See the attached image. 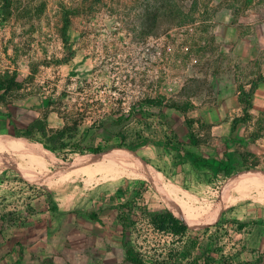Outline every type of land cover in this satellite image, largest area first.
<instances>
[{"label":"rangeland","instance_id":"rangeland-1","mask_svg":"<svg viewBox=\"0 0 264 264\" xmlns=\"http://www.w3.org/2000/svg\"><path fill=\"white\" fill-rule=\"evenodd\" d=\"M167 1L171 8L164 0H13L9 10L0 0V77L16 72L21 82L0 100V113L16 119L17 107H29L33 96L44 102L42 115L54 110L64 119V141L83 150L52 151L42 142H54L40 133L25 135L28 124L0 128V137L24 138L36 148L1 149L0 180L17 182L14 192L31 189L32 215L45 201L59 207L79 201L78 215L85 219L98 211L101 199L137 197L126 241L149 264H161L179 250L175 236L156 237L147 226V213L167 207L188 223L189 235L198 236L199 249L208 244L214 264H231L237 240H247L254 226L264 227V110L231 131L225 121L238 111L216 106L226 90L215 87L225 79L239 88L262 74L264 0ZM229 9L239 36L255 34L263 44L250 65L233 61L236 43L224 44L228 32L221 34V25ZM255 20L263 21L256 30L242 24ZM187 119L193 120L191 128ZM190 129L201 137L195 148L187 144ZM89 145H121L126 149L116 151L136 161L99 165L92 155L81 164L80 155L98 154ZM185 152L214 165L196 167ZM221 163L224 171L216 170ZM249 169L250 175L227 181ZM239 219L256 224L238 230Z\"/></svg>","mask_w":264,"mask_h":264},{"label":"crops","instance_id":"crops-1","mask_svg":"<svg viewBox=\"0 0 264 264\" xmlns=\"http://www.w3.org/2000/svg\"><path fill=\"white\" fill-rule=\"evenodd\" d=\"M262 22L255 20L242 24L254 25L251 29L256 30L259 23ZM238 26L240 25L235 21L233 11L229 9L227 21L221 25V34L224 30L228 32V38H226L227 41L224 44L236 43L235 50L237 53L231 55V57L236 64L247 66L252 62L254 63L258 55L262 53L261 45L263 44L257 42L259 41L258 35L239 36ZM220 38H223V36L220 35ZM236 64L232 63V77H235L237 72L236 70L233 71ZM256 76V78H250L248 82L239 88H237L236 82L233 81L230 87L227 85L228 83H225V79L216 83L215 89L222 88L226 90L222 91L224 92L223 95H220L218 101H215L216 106L225 111H238L235 116L233 115L225 121L231 127V131L250 120L245 123L238 121L233 128V119L241 115L239 111L242 112L238 100V95L242 90L249 91L251 85L256 84L252 93L250 113L264 110V70L261 75ZM22 100L21 104H25L24 99ZM28 100L30 102L29 107H25V105L17 107L16 119L14 120L9 113H0L1 129L9 130L14 124L27 125L35 119L43 120L48 132L59 130L64 126V119L54 110H49L43 118L41 107L44 106V102H40L33 96ZM219 120L216 122H219ZM27 141L29 143V140ZM29 146L33 148L30 152L36 151L32 143H29ZM30 152L28 151V153ZM225 160V166L230 169L231 167L226 158ZM190 161L192 163V160ZM220 167H224V163H221ZM216 170L224 171L223 168ZM16 183L8 178L0 180V264H133L125 260L126 254L123 246V239L130 232V227L123 228L122 225V214L127 209L125 206L130 204L128 200L101 199L97 205L98 211L95 212L98 213L99 220H92L89 217L80 218L77 208L80 206L79 201L66 207H59L58 204L50 205L49 201H45L41 210L34 212L32 215L33 202L36 199L32 200L30 188L28 193H26L25 187H20L19 192H14L13 188ZM132 206L135 205L132 204ZM173 214L175 215V213ZM178 218L182 219L181 217ZM219 218L220 214L213 221L205 223L204 228L216 223ZM183 221L185 222V220ZM234 222L238 230L249 224H256L252 221L240 219ZM185 223L188 226L189 233L190 227L187 222ZM238 223H242L241 228L237 225ZM261 225L264 226V223H261ZM254 228L251 233H247V240L239 239L235 243L237 246L233 247L235 251L231 254H235L236 261L231 262V264H264V227L256 229L257 226H254ZM216 252L218 253V250ZM224 252L225 250H219V253Z\"/></svg>","mask_w":264,"mask_h":264},{"label":"trees","instance_id":"trees-1","mask_svg":"<svg viewBox=\"0 0 264 264\" xmlns=\"http://www.w3.org/2000/svg\"><path fill=\"white\" fill-rule=\"evenodd\" d=\"M2 3V7H8L9 10H11L12 5H13V0H1ZM164 4H168L167 0H164ZM171 3L168 4V7L171 8ZM168 8V12L171 13V9ZM8 14H10V11H8ZM8 14H6L8 16ZM65 22H68V17L65 16ZM21 86V82L18 81L17 79V75L16 72H12V73H6L4 74L2 77H0V100H4L5 95L20 88ZM256 87V84H252L251 88L249 91H244L242 90L239 95H238V100L241 104L242 107V114L238 117H235L233 119V128L235 127V124L239 121L242 123H245L247 120L250 119L251 115H250V108H251V99H252V93L254 88ZM171 107L174 108H178L176 104L170 105ZM48 112V111H47ZM46 113L44 114L43 118H45ZM120 117L115 118L112 122V125H114L115 123L119 122ZM188 125L192 126V121L191 119H187L186 120ZM104 131L108 132L109 135H114V130H110L108 129V127L104 128ZM40 133L41 136L48 141H52L54 142L53 146H48L46 145L45 142H42V144L52 150L55 151L57 149H61V150H66L68 147H71L69 149V152H82L83 150H79L78 149V145L74 144V143H68L66 141H64V130H55V131H47L45 124L43 122V120L41 119H35L32 122H30L27 125V133H25V135L27 137H32L33 134L35 133ZM259 134L256 133L253 135V138H258ZM72 137V136H71ZM92 136L89 138V141H92ZM186 138L188 139V145L192 148L197 147L200 142H201V137H199L194 131H192V129L189 130V132H187L186 134ZM143 144V143H142ZM139 144V145H142ZM89 150H91L94 153H98V154H83L80 155L79 157V163L83 164L85 162V160L89 159L92 155H95L92 163H96L98 162V160L104 155L102 153L107 152V151H116V150H120V149H126V148H122L121 145H118V147H114L111 149L108 148H103L100 145H96L95 147L89 145L88 148ZM108 149V150H107ZM107 150V151H106ZM101 152V153H99ZM106 154V153H105ZM185 154L187 156L190 157V159L192 160L193 164L196 165H203V166H213L212 163H214V160H212L211 162L208 161V159L200 154H195L193 152H185ZM217 169H222V167H220V165H217ZM252 173V171L249 170H244L243 172H240L238 174H236L235 176H231L227 181H234L236 179H238L241 176H246V175H250ZM120 188L117 189V191H119ZM136 195L138 193H140L139 191L135 192ZM129 205L125 206V208L127 207L126 211L122 214V219H123V228H127L129 227L131 224H133V220L130 218V214L133 213L135 207H137V197L134 196L133 199L129 200ZM132 204H134L135 206L133 207ZM89 218L92 220H99L97 217V214L93 211L89 212ZM148 219L150 221V223L153 225V227L155 229H158L160 231H164V232H168L171 233L172 235H174L177 239V242L180 244L179 246V250L177 251V255L176 257L173 256H169L170 261L168 260H164L163 262H161V264H214V260L210 257V248L208 247V244L202 246L200 249L198 247V236L196 235H189L188 234V226L186 225V223L176 217L172 211H170L167 207H161V209L155 211V212H150L147 213ZM189 222V221H188ZM239 226V228H241L242 223H238L237 224ZM209 238V237H208ZM123 246L125 249V254H126V258L125 260L130 261L133 264H147L145 262V260L142 258L141 254L139 252H137L134 247L132 245H130L127 241H126V237L123 239ZM193 250L196 251L195 255H193ZM184 259H186L185 261H183ZM153 264H155L153 262ZM226 264V263H225Z\"/></svg>","mask_w":264,"mask_h":264},{"label":"bare ground","instance_id":"bare-ground-1","mask_svg":"<svg viewBox=\"0 0 264 264\" xmlns=\"http://www.w3.org/2000/svg\"><path fill=\"white\" fill-rule=\"evenodd\" d=\"M11 137V136H10ZM29 143H31L29 141ZM29 143L24 138H7V137H0V151L3 148H11L17 149L20 151L28 152ZM31 146V145H30ZM33 147V146H32ZM136 158L132 154H127L122 151H116L114 153H107L103 155L97 164L99 165H110L111 163L118 162L120 164H129L134 163ZM140 161V160H139ZM130 165V164H129ZM137 165H135L136 167ZM146 173V172H145ZM148 174V173H147ZM157 177V176H156ZM152 178V177H151ZM160 178V177H159ZM158 179V178H157ZM156 179V180H157ZM153 180V179H152ZM151 181V180H150ZM156 182V181H155ZM159 183V182H158ZM161 184V183H160ZM162 186V185H161Z\"/></svg>","mask_w":264,"mask_h":264},{"label":"built area","instance_id":"built-area-1","mask_svg":"<svg viewBox=\"0 0 264 264\" xmlns=\"http://www.w3.org/2000/svg\"><path fill=\"white\" fill-rule=\"evenodd\" d=\"M146 221H147V226L149 227V230L152 232V234H153L154 236L159 237V238H161V237L170 238V237L174 236V235H172L171 233H168V232H164V231H160V230H158V229H155V228L153 227V225L150 223V221H149L148 218H146ZM175 257H176V256H175ZM165 260L170 261L169 256H168L167 258H165ZM185 260H186V259H184L183 261H185ZM152 264H153V263H152Z\"/></svg>","mask_w":264,"mask_h":264}]
</instances>
